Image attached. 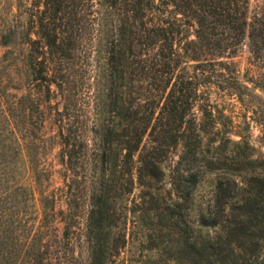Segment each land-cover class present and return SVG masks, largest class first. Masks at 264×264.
Returning a JSON list of instances; mask_svg holds the SVG:
<instances>
[{
  "label": "trees",
  "instance_id": "16d2710c",
  "mask_svg": "<svg viewBox=\"0 0 264 264\" xmlns=\"http://www.w3.org/2000/svg\"><path fill=\"white\" fill-rule=\"evenodd\" d=\"M27 1L25 30L0 34L27 45L0 63L2 243L39 200L30 264H264V163L219 107L264 91V1ZM245 51L260 72L244 79ZM47 122L63 177L51 191Z\"/></svg>",
  "mask_w": 264,
  "mask_h": 264
},
{
  "label": "rangeland",
  "instance_id": "374dc122",
  "mask_svg": "<svg viewBox=\"0 0 264 264\" xmlns=\"http://www.w3.org/2000/svg\"><path fill=\"white\" fill-rule=\"evenodd\" d=\"M264 0H252L253 7L257 4H262ZM27 0H0V34L2 30H6L9 26L17 25L21 30H25L27 25L26 18V6ZM24 39H19V42H23ZM26 44H11L10 46H3L1 44L0 36V63L8 65L12 56L20 57L25 53ZM11 49L6 56V52ZM240 69L241 76L247 78V76H255L259 74V68L254 65L250 53L245 51L240 53L234 58ZM251 86L252 83H249ZM257 96L250 98V100L243 104L234 96L219 97L220 108L232 118L235 130L237 131L236 138H240V135H244L251 144V151L253 159L258 158L261 163H264V91L261 88L254 90ZM213 99H218V96L213 95ZM43 145H42V164L46 168V172L49 173L50 180L45 182V188L49 191L58 189L63 184V177L61 175V164L59 161L60 153V139L57 134V129L51 122H47L43 131ZM177 156H170L168 159L169 164H173ZM22 169L19 171V179L23 178L27 183L33 182L32 173L29 168V162L26 154L23 155ZM248 170L251 169V164L248 165ZM165 180L169 179L170 169H166ZM162 186L161 183L156 185ZM170 184L166 183V188H169ZM37 198L40 194L37 193ZM42 206L40 201H37L36 206L28 208L25 215H20L19 220L23 219L20 228L17 230L16 237L17 242L5 244L0 240V264H30L28 258L24 256V252L21 250L22 245L26 240L32 236L30 228L39 224L38 219L41 216ZM39 215V218L37 217ZM36 218V221L33 220ZM28 220V221H27ZM35 221V222H34ZM8 222V221H7ZM35 225H32L34 224ZM28 227V228H27ZM34 234V233H33ZM3 239V236L2 238ZM50 247L49 256L53 257V250L55 245V238L47 237ZM21 250V251H20ZM26 258V263L24 259ZM23 260V261H22Z\"/></svg>",
  "mask_w": 264,
  "mask_h": 264
}]
</instances>
